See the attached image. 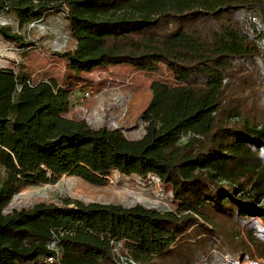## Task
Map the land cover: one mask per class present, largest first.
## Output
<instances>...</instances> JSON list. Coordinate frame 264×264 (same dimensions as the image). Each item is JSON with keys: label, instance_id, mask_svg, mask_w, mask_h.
I'll list each match as a JSON object with an SVG mask.
<instances>
[{"label": "trees", "instance_id": "1", "mask_svg": "<svg viewBox=\"0 0 264 264\" xmlns=\"http://www.w3.org/2000/svg\"><path fill=\"white\" fill-rule=\"evenodd\" d=\"M62 13L69 79L0 67V264H264V0H0L26 20ZM22 46L24 35L0 26ZM145 132L66 115L82 72L155 71ZM156 174L175 208L66 198L5 211L23 184ZM229 257V258H226Z\"/></svg>", "mask_w": 264, "mask_h": 264}, {"label": "rangeland", "instance_id": "2", "mask_svg": "<svg viewBox=\"0 0 264 264\" xmlns=\"http://www.w3.org/2000/svg\"><path fill=\"white\" fill-rule=\"evenodd\" d=\"M0 26L22 33L24 42H31L29 46H22L0 33L1 68L24 72L33 82L53 79L64 84L69 79L67 60L59 53L72 49L75 40L62 13H51L44 19L26 20L21 27L15 15L2 13ZM81 75L84 80L80 83L84 89H76L66 115L84 119L95 127L121 128L131 139L141 138L145 132L140 115L151 99V83L159 80L176 85L178 82L164 63H160L155 71L131 65H109L82 72ZM86 91L90 92L87 98L84 97ZM66 198L84 203L175 208L172 187L163 183L156 174L123 175L115 171L103 185L69 174L55 182L23 184L5 211L28 208L41 202L62 203Z\"/></svg>", "mask_w": 264, "mask_h": 264}, {"label": "built area", "instance_id": "3", "mask_svg": "<svg viewBox=\"0 0 264 264\" xmlns=\"http://www.w3.org/2000/svg\"><path fill=\"white\" fill-rule=\"evenodd\" d=\"M90 96V92L86 91L85 94H84V97L87 98ZM55 261V257L53 256H49L46 260V264H52L53 262ZM12 264H28V263H25V262H16V263H12Z\"/></svg>", "mask_w": 264, "mask_h": 264}]
</instances>
